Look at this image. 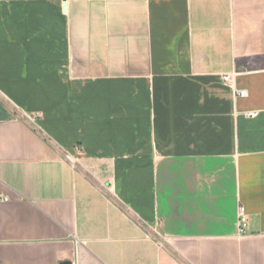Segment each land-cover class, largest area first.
I'll use <instances>...</instances> for the list:
<instances>
[{"label": "crops", "instance_id": "obj_1", "mask_svg": "<svg viewBox=\"0 0 264 264\" xmlns=\"http://www.w3.org/2000/svg\"><path fill=\"white\" fill-rule=\"evenodd\" d=\"M0 194V264H264V0H0Z\"/></svg>", "mask_w": 264, "mask_h": 264}, {"label": "built area", "instance_id": "obj_2", "mask_svg": "<svg viewBox=\"0 0 264 264\" xmlns=\"http://www.w3.org/2000/svg\"><path fill=\"white\" fill-rule=\"evenodd\" d=\"M224 79L225 80H229L230 77L226 76ZM240 95L244 96L245 95V91H240ZM66 156H67V158L69 160H72V156L70 154H66ZM0 200L7 201V200H9V198L6 197V196H3L2 194H0ZM248 221H249V215L247 213V210H246L245 206H242V205L239 206V208H238V228H239L240 233L245 232V230H246V228L248 226ZM162 238H163L162 235L159 234V236H158L159 243L163 242ZM77 258L78 257H76V260H74L72 262V264H78V259Z\"/></svg>", "mask_w": 264, "mask_h": 264}, {"label": "water", "instance_id": "obj_3", "mask_svg": "<svg viewBox=\"0 0 264 264\" xmlns=\"http://www.w3.org/2000/svg\"><path fill=\"white\" fill-rule=\"evenodd\" d=\"M62 264H72V261L71 260H65L62 262Z\"/></svg>", "mask_w": 264, "mask_h": 264}]
</instances>
